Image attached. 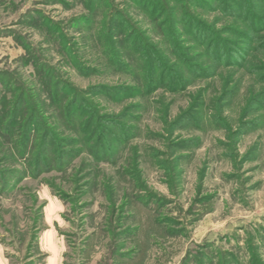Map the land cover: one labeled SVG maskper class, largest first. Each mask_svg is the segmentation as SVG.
Instances as JSON below:
<instances>
[{
	"label": "rangeland",
	"instance_id": "374dc122",
	"mask_svg": "<svg viewBox=\"0 0 264 264\" xmlns=\"http://www.w3.org/2000/svg\"><path fill=\"white\" fill-rule=\"evenodd\" d=\"M139 1L0 0V100L58 142L0 136V264H264V0Z\"/></svg>",
	"mask_w": 264,
	"mask_h": 264
},
{
	"label": "trees",
	"instance_id": "16d2710c",
	"mask_svg": "<svg viewBox=\"0 0 264 264\" xmlns=\"http://www.w3.org/2000/svg\"><path fill=\"white\" fill-rule=\"evenodd\" d=\"M136 4L137 5L140 4V6H144L143 5L144 3L141 4L139 0H137ZM149 4L150 5L148 4L147 5L150 8H152L153 12L156 13L158 10L160 12L162 11V9L158 8L155 2H152ZM186 15L187 16L184 17L185 20L186 18L189 17L188 16L189 14H186ZM191 22L192 24H188V27H187L188 30L186 28L187 32L190 35H193L197 37L198 39H200L208 34L203 29H202L203 31H201L200 28H198L195 25L194 20L193 21L191 20ZM111 26H112V23H111ZM215 42L213 44L209 43V46H210L209 51L211 52L212 57L216 59H221L224 55L225 57H227L226 55L227 53L224 54V52L226 51L225 47H223L220 43H218V41H215ZM231 54L232 53H230L228 57H231L232 56ZM44 80H46V77H44ZM47 83H49L50 85L49 81H47ZM152 83L154 84L153 79H151V82L148 84V86H153L151 85ZM51 85L53 86V84ZM17 91H18L17 100L14 104H12L11 107H8V108L5 107V105L2 102V99L0 100V136L2 137L7 136L10 140V147H11L10 150L11 151L9 155H7V157L12 158L13 161H16L17 159H24L26 161L27 166L29 165L30 167L33 166V168L35 169L34 175L37 176L45 169H46L45 171H48L49 167H45V166H49L50 164V161L47 159L48 154L51 151H54V153H57L56 148H57L58 142L56 141V139L53 138L54 134L50 133L49 130H47L46 128H44L43 132H41L42 134L40 138L37 140H34V135L38 134L40 132L39 130L43 129V121L41 120L36 121L39 117L36 115L37 113L36 109L31 106L32 100H30V102L27 103V106H30V107H28V109H25L23 111L24 91L22 90V88H18ZM52 92L53 93H52L51 98L56 100V98L59 97L58 99L59 102L56 100L58 104L57 106L65 107L62 110L64 109L66 110L67 121L68 123H71L69 126L74 127L75 123L74 121H72V117H74V115L76 117L78 116L77 113L80 111L77 112L76 108L78 107L79 110H81L82 108H84L83 104L74 103L71 100H69L67 103L66 102L61 103V101L63 100L62 98L60 99V97H62V93L61 94L59 93L57 95V92L53 88H52ZM26 113H27V117H26ZM80 117L81 116H79V118ZM89 126H90L89 124L86 126L84 124L80 132L87 133ZM68 154H70V152H68ZM59 164H61V162ZM24 172L25 171H22V173Z\"/></svg>",
	"mask_w": 264,
	"mask_h": 264
},
{
	"label": "crops",
	"instance_id": "0c3cea01",
	"mask_svg": "<svg viewBox=\"0 0 264 264\" xmlns=\"http://www.w3.org/2000/svg\"><path fill=\"white\" fill-rule=\"evenodd\" d=\"M0 260H1V251H0Z\"/></svg>",
	"mask_w": 264,
	"mask_h": 264
}]
</instances>
